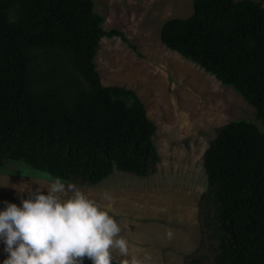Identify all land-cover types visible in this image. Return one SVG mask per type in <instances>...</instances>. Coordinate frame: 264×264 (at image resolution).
<instances>
[{
    "label": "trees",
    "instance_id": "trees-1",
    "mask_svg": "<svg viewBox=\"0 0 264 264\" xmlns=\"http://www.w3.org/2000/svg\"><path fill=\"white\" fill-rule=\"evenodd\" d=\"M263 3L193 0L188 18L162 24L160 41L233 89L264 128ZM94 6L0 0V173L23 164L96 186L115 171L155 172L156 127L143 103L131 89L101 83L94 61L101 39L128 41L103 29ZM203 168L201 219L213 242L208 255L198 250L185 264H264V131L242 120L219 127Z\"/></svg>",
    "mask_w": 264,
    "mask_h": 264
},
{
    "label": "rangeland",
    "instance_id": "rangeland-1",
    "mask_svg": "<svg viewBox=\"0 0 264 264\" xmlns=\"http://www.w3.org/2000/svg\"><path fill=\"white\" fill-rule=\"evenodd\" d=\"M93 2L103 29H117L128 41L101 39L94 58L101 83L131 89L141 100L156 127L153 142L159 163L146 178L115 171L99 185H74L118 222L117 239L126 241L127 253L113 250L117 262L185 264L198 250L208 255L213 238L201 219L207 189L204 153L217 129L229 122L250 121L264 128L233 89L161 43L162 24L188 18L193 0ZM8 178V186L0 187V207L5 200L20 204L12 185L28 183L35 190L52 180L23 164L8 166L0 173V184L7 185ZM20 195L27 198L26 192ZM6 257L0 243V262Z\"/></svg>",
    "mask_w": 264,
    "mask_h": 264
},
{
    "label": "clouds",
    "instance_id": "clouds-1",
    "mask_svg": "<svg viewBox=\"0 0 264 264\" xmlns=\"http://www.w3.org/2000/svg\"><path fill=\"white\" fill-rule=\"evenodd\" d=\"M8 184L9 178L0 187ZM12 187L20 204L5 200L0 207V243L7 253L0 264H84L86 258L117 264L113 250L127 253L114 216L74 184L56 177L35 190L28 183ZM25 192L27 198L20 195Z\"/></svg>",
    "mask_w": 264,
    "mask_h": 264
}]
</instances>
